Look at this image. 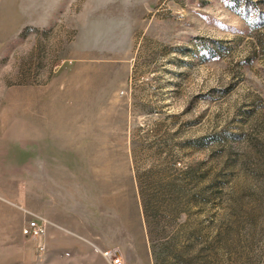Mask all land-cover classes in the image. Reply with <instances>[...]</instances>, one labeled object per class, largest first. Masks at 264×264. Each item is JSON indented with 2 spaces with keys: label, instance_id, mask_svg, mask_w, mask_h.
<instances>
[{
  "label": "rangeland",
  "instance_id": "374dc122",
  "mask_svg": "<svg viewBox=\"0 0 264 264\" xmlns=\"http://www.w3.org/2000/svg\"><path fill=\"white\" fill-rule=\"evenodd\" d=\"M31 218L126 264H264V0H0V264H44Z\"/></svg>",
  "mask_w": 264,
  "mask_h": 264
},
{
  "label": "crops",
  "instance_id": "0c3cea01",
  "mask_svg": "<svg viewBox=\"0 0 264 264\" xmlns=\"http://www.w3.org/2000/svg\"><path fill=\"white\" fill-rule=\"evenodd\" d=\"M97 195L95 190H91L89 193L81 191L79 199H75L77 205L84 208L90 219L93 216L92 207L97 202ZM60 240V236L56 237V233L49 229L43 235L34 237V242L29 249V259H42L44 264H109L101 251L112 247V245H103L97 239L93 242L88 239L87 245L78 242V245L67 247ZM129 259H131L130 256L128 262L131 264Z\"/></svg>",
  "mask_w": 264,
  "mask_h": 264
},
{
  "label": "built area",
  "instance_id": "2783aa9c",
  "mask_svg": "<svg viewBox=\"0 0 264 264\" xmlns=\"http://www.w3.org/2000/svg\"><path fill=\"white\" fill-rule=\"evenodd\" d=\"M44 227L39 223L38 218L29 219L22 227V234L30 237H38L44 234ZM103 257L109 264H126L118 248L105 249L101 251Z\"/></svg>",
  "mask_w": 264,
  "mask_h": 264
}]
</instances>
